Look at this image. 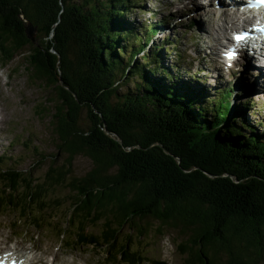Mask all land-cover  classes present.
<instances>
[{
  "label": "trees",
  "instance_id": "obj_1",
  "mask_svg": "<svg viewBox=\"0 0 264 264\" xmlns=\"http://www.w3.org/2000/svg\"><path fill=\"white\" fill-rule=\"evenodd\" d=\"M132 2L0 0V61L30 48L27 69L56 96V153L65 155L42 178L0 155V214L16 215L21 234H62L97 264H169L155 239L166 228L182 237L174 248L183 264H259L264 129L240 117L249 101L230 107L227 88L201 99L190 85L197 74L182 80L172 70L180 64L166 66L173 41L146 52L159 29L135 28L128 14L142 8ZM77 155L93 163L82 176L70 175Z\"/></svg>",
  "mask_w": 264,
  "mask_h": 264
},
{
  "label": "rangeland",
  "instance_id": "obj_2",
  "mask_svg": "<svg viewBox=\"0 0 264 264\" xmlns=\"http://www.w3.org/2000/svg\"><path fill=\"white\" fill-rule=\"evenodd\" d=\"M138 1L140 2L132 3L136 5L135 7H139L141 4L142 9L134 8V11L128 14V19L133 21L135 28L137 26V28L143 29L144 23L153 24L157 22L159 29L152 36V41L146 46V52L151 53L156 45L165 43V40L173 41L169 42L171 49L168 52L169 58L163 54L166 66L173 63L180 64L181 66L174 67L172 70L174 72L180 70L182 80L191 79L192 73L197 74L194 75L196 80L190 85H193L195 92L201 91L199 93L202 94L198 93L201 99L203 97L206 99L217 97V93L227 88L231 90L232 94L230 107L249 101L251 108L242 111L240 117L245 118L248 123L258 121L259 129H264V75L263 80L256 79L258 75L250 68L253 66L250 60H236L232 68L224 66L221 70H218L215 67L216 63H213L217 61L216 51L219 48V45L215 44L214 55L210 53L212 45L217 42L216 36H219L218 29L215 30V28H218L219 24H225L229 28L231 23H224L223 20L212 16L214 20L212 19V24H210L211 18L206 15L202 19L207 23V28L201 27L202 21L197 15L199 9L191 5L192 10L189 12L187 0ZM206 6L204 5V7ZM176 9H178V13ZM186 14H189L191 20L195 19L193 24L184 17ZM35 32L34 30L33 33L35 34ZM174 49L176 50L175 53ZM30 52V48L25 47L18 51L6 64L0 61V155H3L6 167L26 168L33 177L42 178L49 163L54 160L51 158L55 157L54 161L57 165H61L65 155L61 152L56 153L58 139L52 126L51 116L54 112L56 96L40 80L32 78L31 71L27 69ZM174 55H179L178 59ZM260 71L262 70L260 69ZM198 103L202 105V103ZM85 112L86 109L84 108L80 117L82 125L87 122ZM41 155L46 157L45 162H39L40 165H37L36 160ZM92 167L93 163L87 156L77 155L72 160L70 175L82 176ZM65 193L69 194L68 191ZM63 206L67 208L69 203L67 202ZM61 211H63L62 207ZM16 219V215L0 214V242L10 246H15V242L19 243L13 237L9 239L12 236L11 231H22L21 224H17L16 228L14 227L13 223H16ZM148 222L153 232L158 227L159 222L152 219ZM138 223L145 225L147 221ZM128 231L132 232L131 229ZM166 231L163 236H156L155 238L161 244V259H165L169 264H183L182 257L175 252L174 248L176 243L182 240V237L175 230L166 228ZM52 236L45 238L47 243L54 244V234ZM142 244L147 245L146 238L142 240ZM44 252L52 255L49 259L55 264H63L64 262L66 264H85L78 256L72 258V255L76 254L75 250L54 251L52 249ZM40 256L39 253L28 254L29 258ZM80 256L85 258L86 255ZM87 259L93 260L90 257ZM259 264H264V259Z\"/></svg>",
  "mask_w": 264,
  "mask_h": 264
},
{
  "label": "bare ground",
  "instance_id": "obj_3",
  "mask_svg": "<svg viewBox=\"0 0 264 264\" xmlns=\"http://www.w3.org/2000/svg\"><path fill=\"white\" fill-rule=\"evenodd\" d=\"M188 3H192V0H189L188 1ZM197 5H201V8L199 9V13L200 12H202L203 11V13H206V10H208L212 5H213V3L212 2H210V5H207L206 7H204V6H202V2L200 1V0H196V3L194 4V7L196 8V6ZM178 7V6H177ZM176 12L178 13V9H176ZM190 12V11H189ZM210 12V14H211V16H214L215 15V13H214V11L213 10H210L209 11ZM181 13V12H180ZM221 17H217V18H219V20H223L224 21V23H227V22H229L230 23V21H228L227 19H231L232 18V16L227 12V10L226 9H222V11H221ZM152 18V17H151ZM234 18H236V15L234 16ZM201 27H205V28H207V23L201 18ZM222 23V22H221ZM228 23V24H229ZM235 23V20H233V24ZM228 27H226L225 26V24H219V26H218V34H219V36H216V39H217V41L218 42H214V44L212 45V49H211V54L212 55H214V51L216 50V46H215V44H219V45H221V43H220V39L221 38H226V32H227V30L229 29H227ZM197 36V35H196ZM204 42H206V41H204ZM213 63H216V64H218L219 62H213ZM250 68H252L255 72H257V74L256 75H258V78H256V79H259V80H263V75H262V73H261V71H260V69H258V68H256L254 65L253 66H251ZM165 262V261H164Z\"/></svg>",
  "mask_w": 264,
  "mask_h": 264
},
{
  "label": "snow or ice",
  "instance_id": "obj_4",
  "mask_svg": "<svg viewBox=\"0 0 264 264\" xmlns=\"http://www.w3.org/2000/svg\"><path fill=\"white\" fill-rule=\"evenodd\" d=\"M260 3L262 5H264V0H260ZM234 39L237 41V43H241L244 41L245 37L243 35H236L234 37ZM229 58H235V51H232L230 54H229Z\"/></svg>",
  "mask_w": 264,
  "mask_h": 264
},
{
  "label": "water",
  "instance_id": "obj_5",
  "mask_svg": "<svg viewBox=\"0 0 264 264\" xmlns=\"http://www.w3.org/2000/svg\"><path fill=\"white\" fill-rule=\"evenodd\" d=\"M26 27H27L28 37L33 40L35 35L33 33V28L31 26V23L27 21Z\"/></svg>",
  "mask_w": 264,
  "mask_h": 264
}]
</instances>
